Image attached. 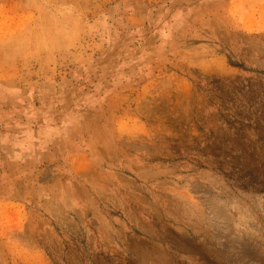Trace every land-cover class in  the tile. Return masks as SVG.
I'll return each instance as SVG.
<instances>
[{
    "label": "rangeland",
    "instance_id": "obj_1",
    "mask_svg": "<svg viewBox=\"0 0 264 264\" xmlns=\"http://www.w3.org/2000/svg\"><path fill=\"white\" fill-rule=\"evenodd\" d=\"M0 264H264V0H0Z\"/></svg>",
    "mask_w": 264,
    "mask_h": 264
}]
</instances>
